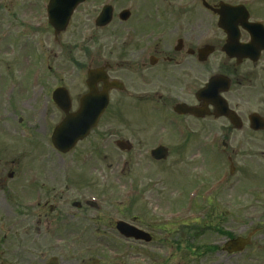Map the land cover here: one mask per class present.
Listing matches in <instances>:
<instances>
[{"label": "flooded vegetation", "instance_id": "flooded-vegetation-1", "mask_svg": "<svg viewBox=\"0 0 264 264\" xmlns=\"http://www.w3.org/2000/svg\"><path fill=\"white\" fill-rule=\"evenodd\" d=\"M50 4L55 11L68 2L0 0V46H5V70L0 72V264H46L51 257L59 264L91 261L66 247L81 234L72 231L67 219L111 230L114 223L106 219L100 195L83 188L96 191L105 181L114 186L127 174L134 194L145 191L163 207L168 189L164 176L169 170L200 169L196 161L202 155L215 157L229 171L225 187L215 186L207 205L264 204V184L248 183L249 159L258 162L254 177L264 174L263 7L250 0H85L57 32L58 17L52 23L48 16ZM106 7L108 22L99 27L96 18ZM88 82L98 94L107 90V105L96 126L70 151L86 157L88 167L49 165L52 131L81 104L90 106ZM18 141L28 143L34 156L25 167V150L10 147ZM248 144L257 145V151L250 155ZM159 146L166 152L154 158L152 150ZM53 155L62 157L54 150ZM105 160L113 162L103 167ZM72 186L83 192L74 190L73 195ZM210 187L199 183L185 197L174 191L177 208L201 206L200 194ZM191 191L197 192L193 198ZM223 213L194 217V234L202 225L227 223L232 211ZM247 214L241 210L231 220L243 229ZM181 225L176 248L145 251L149 257L161 256L153 264H168L174 256L181 260L191 251L182 246ZM166 229L163 223L149 227L152 243L158 236L167 240ZM214 229L223 239L234 235L226 226ZM260 229L252 244L257 236L264 240ZM247 251L226 254L217 241L194 254L221 252L232 258L245 257ZM127 252L137 258V249ZM97 259L98 264L118 263L103 255Z\"/></svg>", "mask_w": 264, "mask_h": 264}, {"label": "rangeland", "instance_id": "rangeland-1", "mask_svg": "<svg viewBox=\"0 0 264 264\" xmlns=\"http://www.w3.org/2000/svg\"><path fill=\"white\" fill-rule=\"evenodd\" d=\"M259 2L263 3V7H264V0H257ZM17 2V1H15ZM3 27L0 29V37L1 40H3L2 38V34H3ZM5 46L1 45L0 46V72L5 70V65H1V58L4 56L3 52H4ZM11 57V56H10ZM4 69V70H3ZM38 146V145H37ZM42 145H39V147H41ZM10 147L14 150H20V149H24L26 156L23 160V164L25 167L26 165L30 164V162H32L34 160V156L32 155L31 152V147L28 143H24L22 141H18L15 143H11ZM247 149L251 155V153H254L256 150L257 145H252V144H248ZM34 152V150H33ZM53 159V156L50 157L49 159V165L51 164V160ZM251 161H253V163L250 164V170H254L257 168L258 166V162L256 161V159H249ZM54 161V160H53ZM59 161V160H58ZM197 165L200 169L194 170L193 167L191 168H184V169H180V170H169L167 175H165V180L167 183V191L165 193L166 196V200L162 203L163 207H169V209H163L160 207H157L153 198L150 200V206H148V210L150 212V209L153 210H161V211H172L174 209H171L172 207H178L179 206V202L175 201L174 198H176V196L174 195V191H180L183 195V197L186 196V194L188 193V191H190L195 185L197 184H202V183H206L208 181H210L213 177L218 176L223 169L225 168L224 165H222V163L218 162L217 159L213 156L206 157L205 155H202L197 161ZM31 164H35L31 163ZM253 171V174H254ZM250 177L252 175V172L250 171ZM142 177V179L144 180V174H140ZM130 175H124V177L122 179H120L119 184H117L116 182L114 183V186L111 187L108 190H105V196L108 197V202H106V204H108L110 201L113 202L115 200L118 201H124L127 202L130 198V196L128 197V195H126V191L129 193V187H128V177ZM158 177H154V179H157ZM258 181H264V174L260 175L257 179ZM73 182H77V179H73ZM253 182L254 179H252ZM111 182V181H110ZM156 182H158L156 180ZM251 182V181H249ZM163 186V185H162ZM160 186V187H162ZM72 188H77L76 186H72ZM82 189V188H81ZM83 190H88L91 191L93 189L91 188H83ZM95 191V190H94ZM87 194H91V193H87ZM221 198V194L218 196ZM143 200V198L141 199ZM144 201V200H143ZM251 201V200H250ZM249 201V203H251ZM105 204V207H107V205ZM138 205V206H137ZM137 205L135 204L133 206V208L131 209V213L134 214L135 213H143L145 214V210L146 208H144V206L142 205V203L138 202ZM215 205H218L216 202L214 204L210 205V211H213V207H216ZM128 206V205H127ZM261 206V207H260ZM141 207L144 208V210L142 211ZM206 208L207 206H203L201 205L200 209ZM260 207V208H258ZM258 207H249L246 208V212L248 213V221H251V219L253 221H255L256 219H258L259 217V211H263L264 210V204L260 205L258 203ZM65 208V207H64ZM129 208V207H128ZM150 208V209H149ZM215 212H219L221 211V209H227L224 208V206H220L219 208H215ZM236 207H231V210H235ZM263 209V210H262ZM106 211L108 210H112V208H106ZM129 212L126 209H119V216H125V217H130ZM217 215V214H216ZM234 213H232V217H234ZM231 218H229L227 220V223H220L218 227H223L226 226L227 228L231 229L234 233H239L240 231H242L243 229L241 228V225L238 224V222H236L235 220H231ZM147 219V217L145 216V220ZM145 226V225H144ZM254 226H256V224H245V227H247L248 229L253 228ZM180 227V226H178ZM167 231H170V228H167ZM182 231L181 228H175L173 230V233L171 236H169V244L167 245V247H171L173 244V247L175 246V242L177 240V231ZM184 233H185V229H184ZM185 236V234H183ZM112 238V237H110ZM185 240L183 242L182 246H186L189 245L191 248L192 253L194 251H196L198 248H203V247H208L210 243H214L217 241L222 242L223 238L222 237H217L214 233H208L206 234L204 237H202L201 239H192V237L190 238V236H185ZM158 239H161V236H158ZM78 244L76 246L78 247H83V248H87L88 251H91L94 253V255L97 254H102L105 251H107L105 248H123V242L117 238H112L110 240L107 239H96L93 238V236L91 234L86 235L85 237L79 239L76 241ZM120 243V244H119ZM262 247L264 246V241L261 240V237H256L255 238V242L254 245L251 246V248L248 250V254L244 257H232L229 258L228 256L217 252H211L210 254H206L204 256H201L199 258H195L197 256H195V254H189V253H184V256H181V260H177L176 256H174L173 259H169V263L168 264H258L260 263V261L255 262L256 257L258 256L261 259V262L264 264V257H262L264 255H262V251H255L254 248L256 247ZM125 247V246H124ZM150 247H156L155 245H149L148 248ZM34 250L33 247H31V249L29 250V253H31ZM256 255V256H255ZM155 257H161L159 255H154V256H144V255H138L136 259H130V257H128V259L126 260L125 264H151L152 261H154ZM227 260V261H226ZM153 264V263H152Z\"/></svg>", "mask_w": 264, "mask_h": 264}, {"label": "water", "instance_id": "water-1", "mask_svg": "<svg viewBox=\"0 0 264 264\" xmlns=\"http://www.w3.org/2000/svg\"><path fill=\"white\" fill-rule=\"evenodd\" d=\"M82 113H83V111L79 112L77 116L79 117ZM88 119H91V117H88V118L84 117L83 120H82V124H81V125H76V126L72 129V130H73V131H72V135H73L72 139H69L68 141L65 140V141H63V142L55 143V146H56L57 148H59V149L66 150V148H68L69 144L73 143L72 140H74V138H76L75 136L77 135V132H79V131L84 127V123H85V121L88 120ZM65 127H66V125H65V123H64L63 125H61V127H59V129H60V128L64 129ZM68 134H69V133H68ZM77 137H78V136H77ZM69 138H70V137H69ZM71 141H72V142H71ZM232 243H233V244H232ZM246 243H247V240H243V239L239 238V239H236V240L230 242V244L228 245V247H239V246L242 247V245H244V244H246ZM241 247H240V248H241Z\"/></svg>", "mask_w": 264, "mask_h": 264}]
</instances>
